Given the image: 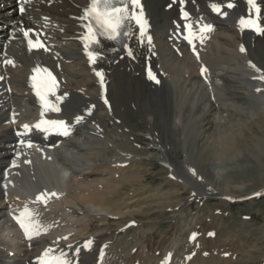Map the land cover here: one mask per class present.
<instances>
[{"label": "bare ground", "instance_id": "obj_1", "mask_svg": "<svg viewBox=\"0 0 264 264\" xmlns=\"http://www.w3.org/2000/svg\"><path fill=\"white\" fill-rule=\"evenodd\" d=\"M88 1L0 0V264H40L48 249L53 256L64 253L71 264H162L169 254L168 264H229L223 254L209 259L204 249L215 239L199 234L219 218L185 217L182 196L190 190L191 158L199 151L211 153L219 178L228 174V161L237 164L248 155L261 161L264 156V32L238 25L242 15L256 16L255 10L248 0H235L223 17L210 6L220 0H142L151 44L130 22L126 45L111 51L100 42L98 58L90 63L79 41ZM181 5L190 9V22L199 32L195 47L184 41ZM256 5L264 28V0ZM203 24L212 25V31L202 33ZM30 38L47 50H29ZM5 60L15 66L4 65ZM38 62L57 77L52 100L71 128L67 136L23 127L37 121L27 81ZM148 62L158 72V85L149 79ZM97 69L105 76L107 103L101 99ZM77 116L83 117L80 123ZM136 136L151 138L160 151L150 152V142L141 147ZM177 148L180 161L170 155ZM146 157L168 165L166 179L151 181L143 174ZM226 187L224 198L237 196ZM42 193L57 196L46 195L45 204L36 200ZM154 201V211L176 215L173 228L162 235L157 234L158 219L137 218L143 205ZM25 207L40 233L31 239L12 219ZM227 238L237 242L233 235Z\"/></svg>", "mask_w": 264, "mask_h": 264}, {"label": "rangeland", "instance_id": "obj_2", "mask_svg": "<svg viewBox=\"0 0 264 264\" xmlns=\"http://www.w3.org/2000/svg\"><path fill=\"white\" fill-rule=\"evenodd\" d=\"M140 123L141 128L146 129L145 121H140ZM136 139L141 147H145L149 142L152 143L150 148L152 153H157L161 149L149 137L140 140L136 136ZM161 140L166 144L167 134L165 132L162 133ZM250 148L253 149L251 150L253 152L257 151L256 148ZM246 153L250 154L248 151ZM173 154H170L171 159H178V161L182 159V152L179 148ZM191 160L192 171L195 172L190 180V190L188 193L187 191L181 192L183 193L182 203L185 204L183 208H186L187 211L185 217L199 215L200 219L204 220L202 216L204 218L207 216L209 219V215H212L219 218L217 221L213 219V222L204 228L205 230L208 229L206 232L215 229V232H210L212 235L209 233L208 239H215V241L209 242L204 249L209 259L211 256L220 258L221 254L229 251L231 253L228 256L230 258L229 264L234 262L262 264L264 258V195L253 197V194L264 187V156H262L261 161L252 155L241 157L240 162H238L240 164L228 161V174L224 178L217 176L214 167L215 161L209 151H199L197 156ZM167 166L160 160H150L146 157L141 168L143 174H146L151 181H161L166 179V171L170 172ZM198 169L201 174L203 173L204 178L198 174ZM228 182L229 185H227ZM236 184L242 188H236ZM171 186L170 183L165 184L166 188H171ZM226 186L232 187V195H237L236 198L246 196L237 199L236 202L229 201L226 203L222 197L225 195L224 193H227ZM156 204L155 201L151 204L145 203L140 209V213L137 214V218L142 222L158 219L160 227L157 234L162 235V232L172 229L177 220L176 215H174L175 211H165V213L164 211H154L153 207ZM229 235H233L237 242H230L227 238ZM228 257L225 256L224 258Z\"/></svg>", "mask_w": 264, "mask_h": 264}, {"label": "snow or ice", "instance_id": "obj_3", "mask_svg": "<svg viewBox=\"0 0 264 264\" xmlns=\"http://www.w3.org/2000/svg\"><path fill=\"white\" fill-rule=\"evenodd\" d=\"M184 0H181V4H183ZM248 4L250 5V8L254 9L256 12V17L253 18L249 16L247 19L241 18L240 24L242 26H248L251 28H254L257 31L264 32V28H262L259 25V13L260 8L256 5V0H248ZM131 6V11L130 7ZM213 9V11H216L217 13H221V5L218 4H211L210 5ZM227 8L234 7V4L229 2L226 5ZM136 9H139V12L135 11ZM20 12H24V8H20ZM223 15H227V13H221ZM184 17L187 19L188 13H183ZM82 20H87L88 24L85 25L86 32L84 36L82 37L84 43H85V49L87 50L89 47V43H96L99 44V37L104 36L107 39L115 40L120 35H131L130 31H125V27L128 28L131 27L130 22L134 21L135 24L139 28V35L141 40L145 37L146 29L148 26V22L145 19L143 7L140 3V0H90L89 6L84 9V14L81 17ZM187 29H189V36H186L185 38L189 40V43H192L193 40V33L191 32L192 25L187 24L185 25ZM200 31L207 32L212 31V25L210 24H203L200 28ZM24 36H29V31H24ZM201 40L203 39V36L200 37ZM148 43L151 44V37H147ZM29 50H32L33 48H40L44 47L43 44L37 39V41L34 43L31 39H29ZM47 50V49H45ZM241 51H244V48L241 47ZM86 54L89 57L90 63H95L99 53L93 52V51H86ZM129 55H132L131 50L128 51ZM5 64H10L12 66H15V63L13 60H5ZM252 67H255V65H251ZM259 71V69H257ZM34 71H39L34 70ZM206 71V69H202V72ZM46 73V79L44 80H38L37 76L32 77V87L34 88L36 95L39 97L42 108L44 109H51L53 111H60L59 107H57L55 104H51L49 100L47 99V96L49 94H55L54 89L56 88V79L55 77L45 70ZM96 75L100 77L101 86L103 87L104 83V77L103 73L97 72ZM3 77H0L2 79ZM149 78L155 79V77L152 75L151 72H149ZM261 79H264V77H261ZM158 82V81H157ZM58 100L62 99V97H58ZM107 103V101H105ZM90 114V113H89ZM44 112H41V117H43ZM83 117L77 116L76 117V123H80ZM25 131H30L31 128H35L39 131H42L44 133L49 132H58L64 136H67L70 134L71 128L68 125V123L64 120H45L41 119L39 122H37L35 125L30 126L25 124L24 126ZM23 144L24 142L21 141ZM28 147H31V144L29 143L27 145ZM13 166L15 167V162H13ZM46 195L50 196H57V193H51V194H40L37 196L36 200L38 202L42 201L45 204L47 203V199L45 198ZM259 195V194H257ZM33 215L32 211L29 210L27 207L20 213L19 216L14 217L17 220V223L20 225V227L23 229L25 236L28 239H31L33 235H39L40 233L36 230L34 223L31 221L30 217ZM210 235H212L210 233ZM196 234L194 233L191 237L192 239H195ZM66 239V237H65ZM91 241H87L85 244V247H90ZM71 247V246H69ZM79 250L77 249V252ZM52 250L48 249L43 253V256L41 257L40 264H71V261L67 259L66 255L64 253H61L59 256H53L51 255ZM171 254L165 259V261L162 262V264H168V260L170 259Z\"/></svg>", "mask_w": 264, "mask_h": 264}]
</instances>
